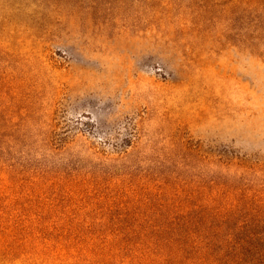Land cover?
<instances>
[{"label": "rangeland", "instance_id": "1", "mask_svg": "<svg viewBox=\"0 0 264 264\" xmlns=\"http://www.w3.org/2000/svg\"><path fill=\"white\" fill-rule=\"evenodd\" d=\"M222 147L252 170L207 166ZM218 233L264 239V0H0V264Z\"/></svg>", "mask_w": 264, "mask_h": 264}, {"label": "trees", "instance_id": "2", "mask_svg": "<svg viewBox=\"0 0 264 264\" xmlns=\"http://www.w3.org/2000/svg\"><path fill=\"white\" fill-rule=\"evenodd\" d=\"M193 149L196 155L202 152L200 146H195ZM203 160L213 169L222 168L243 174L252 170L249 160L225 147L210 155L209 159L205 156ZM212 173L215 172L212 170L208 172L209 175ZM219 177L217 179V177L205 175L201 179L213 189L214 203L224 198L225 206L234 208V203L238 202L235 200L230 203L229 199L233 194L235 183L222 176ZM207 187L204 185V189ZM232 207L227 211H232ZM169 244L164 246L161 252V258L165 264H170L166 263L167 259H172L178 264H264V239L259 237L234 238L231 235L224 237L218 233L213 237L181 239Z\"/></svg>", "mask_w": 264, "mask_h": 264}]
</instances>
